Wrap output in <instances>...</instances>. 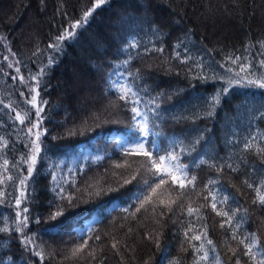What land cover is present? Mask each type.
<instances>
[{"label": "trees", "instance_id": "16d2710c", "mask_svg": "<svg viewBox=\"0 0 264 264\" xmlns=\"http://www.w3.org/2000/svg\"><path fill=\"white\" fill-rule=\"evenodd\" d=\"M93 6L0 0V264H251L250 243L259 260L264 0H106L84 22Z\"/></svg>", "mask_w": 264, "mask_h": 264}, {"label": "snow or ice", "instance_id": "6c2138e0", "mask_svg": "<svg viewBox=\"0 0 264 264\" xmlns=\"http://www.w3.org/2000/svg\"><path fill=\"white\" fill-rule=\"evenodd\" d=\"M105 2H106V0H96V3L94 4L93 8H92V9H89L88 11H86V12L84 13V17H83L84 22L87 21V18L89 17V15L91 14V12L94 10V8L99 7V6L103 5V4H105ZM80 26H81V21H77L75 24L72 25V29H73V31H66V34H62L61 36L57 37V40H58V41H63V40H65L66 38H70V37L74 36V35H75V31H74V30H75L76 28L80 27ZM262 46H264V45H262ZM49 47H58V45H49ZM5 59H7V57H5ZM238 59H239V57H237V60H238ZM50 63H51V61H50ZM233 63H236V61L234 60ZM261 63L264 64V60H262ZM9 67H12V65L9 64ZM19 71H20V70L17 69V72H19ZM42 71H43V70H42ZM241 71H245V68H244L243 66L241 67ZM246 74H247V75H252V73H246ZM236 76L239 77V73H237ZM13 79H15V77H13ZM32 79L35 80L36 77L34 76V77H32ZM241 79H243V77H239V79H236L235 81H233L232 79H229L228 83H229V84H232L233 82H235V83H239ZM21 80H23V77H21ZM262 81H264V78H260V79H257V80H249L248 83H250V84L255 83V84H258L259 87L264 88V82H262ZM117 83H118V81H117ZM31 91L37 93V95L32 96V100L29 101V103H32V104H33V107H36V109H37L35 114H36L38 120H37V124H33V127H38V125H39V123H40V117H41V111H42V109L39 108V107H37V105L35 104V101H36L37 96H38L39 93H38V91H37L36 88H32ZM131 91H132V89H131V88H128L126 91H123V92H122V94L120 95L119 98H120L121 100L126 99V97H127V93H128V92H131ZM223 91H224V92H227L228 89L225 88ZM135 94H136V93H133V95H135ZM21 95H23V93H21ZM212 99H213V101L218 102L219 97L216 96V97H213ZM43 103H47V101H44ZM131 111L134 113V116H133V120H134V121H135L138 117L141 116V112H140L136 107H133V108L131 109ZM212 114H213V113H212L211 111H208V113H207L208 116H211ZM27 117H28V113H27V112L25 113L24 116H21L20 113H17V115H16V119L20 120L21 123H23L24 120H25ZM147 128H148V126H147V122H145V123L140 127V131L145 132V134H147ZM31 131H32V129L30 128V129H29V132H31ZM36 135H37V140H39L40 133L38 132ZM33 144H34L35 152H36V153H39V152H40V146H39L38 144H36L35 141L33 142ZM136 147H137L139 150H141V152L143 153V155H145V156H147V157H150V158L153 157V155H154L153 152L148 151V150H145V145H144V144H142V143H138V144L136 145ZM246 147H247V146H246ZM160 159H161V160H164V159H166V157H160ZM168 159H170L171 161H176V160H178V156L175 155V154H170V155L168 156ZM5 163H7V161H5ZM35 163H36V156L34 155V156L31 158V164L29 165V168H28V174H29V176H32V174H33V171H34V169H33V165H35ZM173 167H175L177 171H181V172L184 171V169L186 168V166L178 165V164L173 165ZM158 171H159V169H158ZM176 179H177V177H176V176H173V181H176ZM195 179H196V177H192V181H190V182H194ZM126 182H127V181H126ZM163 182H164V181H163V179L161 178L160 183H163ZM20 183H21V185H23V184L25 183V181H24V180H21ZM145 183H147V181H146ZM209 183L211 184L212 182L209 181ZM248 186H249V187H252L251 184H249ZM180 187L183 188V187H184V184L181 183V184H180ZM22 195H23V194H22ZM227 199H228V197H225V201H226ZM259 199H260L261 204H264V196H260ZM16 204H17V206H19V205L21 204V200H20L19 198L16 200ZM212 208H213V210L216 209V204H215V203L212 204ZM27 211H28L27 208H24V209H23V212L27 213ZM189 212H190V213L192 212V209H191V208L189 209ZM61 214H62V212H59V211H58L57 213H55V214L51 217V219H55L57 216H59V215H61ZM217 215L228 216V213H227V212H223V213H221V212H217ZM17 216H18V217L20 216V212H17ZM232 216H235V213H233ZM231 219H232V217L229 216V222H231ZM27 220H28V217L25 216V217H24V220L21 222V225L24 226V227H26V226H27ZM221 226L223 227V224H222ZM19 230H20V227L18 226L17 231H19ZM0 231H6V229H0ZM251 238H252L253 241H256V239H257L255 234H251ZM195 239L199 240L200 237L197 236V237H195ZM240 242H241V243H245L244 240H241ZM208 243L211 244L212 241L209 240ZM113 247H115V245H113ZM246 247H247V251L244 253V255H246V256L249 257V260H250L251 264H264V248H260V249H259L260 259L257 260V253H254V252L252 251V247H253V245L250 243V244L246 245ZM35 255L39 256V255H41V254H40L39 252H37V253H35ZM234 255H235V253H234ZM236 264H240L239 259H237Z\"/></svg>", "mask_w": 264, "mask_h": 264}, {"label": "rangeland", "instance_id": "374dc122", "mask_svg": "<svg viewBox=\"0 0 264 264\" xmlns=\"http://www.w3.org/2000/svg\"><path fill=\"white\" fill-rule=\"evenodd\" d=\"M93 3L95 4L96 3V0H93ZM204 27V26H203ZM203 29V28H202ZM205 29H207L206 27H204V31L206 32V30ZM23 83V81H21V84ZM31 93V100H32V96H34L35 95V92H30ZM37 118H35L33 121H32V123H30V124H28V129H32V131L30 132L31 133V136H32V143H31V147H30V151H29V154H28V158H27V164H28V168H29V165L31 164V158L35 155L36 156V152H35V149H34V144H33V142L35 141L36 142V144H38L39 145V140H37V133L39 132L40 133V135H41V133H42V128H41V125H40V123H39V125H38V127H33V124H37ZM39 138H40V136H39ZM141 142H142V144H144V142L145 141H143V138L140 140ZM94 175V179H96L98 176H97V174H96V172H94L93 173ZM163 190L161 189L160 190V192H162ZM146 208V207H145ZM22 218V216L20 217V219ZM24 231V230H23ZM22 231V232H23ZM106 234V232H104L103 233V235L105 236V238L107 239V238H109L108 236H109V234L107 235H105ZM113 236H114V234H113ZM118 241V240H117ZM116 244V241H114V240H112L111 238H110V245L113 247V245H115Z\"/></svg>", "mask_w": 264, "mask_h": 264}]
</instances>
